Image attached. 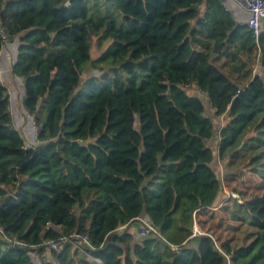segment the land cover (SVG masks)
<instances>
[{
    "label": "trees",
    "instance_id": "trees-1",
    "mask_svg": "<svg viewBox=\"0 0 264 264\" xmlns=\"http://www.w3.org/2000/svg\"><path fill=\"white\" fill-rule=\"evenodd\" d=\"M0 29L18 41L12 73L37 126L26 146L0 90V264H35L72 233L90 246L70 238L41 264H190L205 244L213 264H264V197L226 201L240 226L218 249L192 236L222 194L215 162L264 186V31L221 0H0ZM138 217L158 234L117 231Z\"/></svg>",
    "mask_w": 264,
    "mask_h": 264
},
{
    "label": "rangeland",
    "instance_id": "rangeland-1",
    "mask_svg": "<svg viewBox=\"0 0 264 264\" xmlns=\"http://www.w3.org/2000/svg\"><path fill=\"white\" fill-rule=\"evenodd\" d=\"M243 27L245 24L243 22H239ZM264 27V26H263ZM234 42L239 44V40L235 39ZM101 52L97 47V43H93V48L91 49V55L93 58L98 56ZM242 56L245 61L248 63L250 67L253 68V72L257 73L258 68L256 66L258 58L256 50L252 47L242 46L241 48ZM91 74L90 68H87L84 71V75L87 76ZM80 80H83V77H77L68 87L67 94L71 95L74 90L79 86ZM190 93V91H189ZM191 93H194L193 91ZM208 116H212L211 112L207 111ZM225 117L215 118L214 124L217 128L224 126L226 123ZM13 126V125H12ZM210 146H214V138L208 141ZM218 176L221 180L222 186V194L218 199L217 203L208 209L200 211L195 214L196 226L200 231L204 232L203 235H210L214 237L217 245L215 246L217 249L220 245L229 243L236 235V231L239 228V223L233 222L229 219L227 215V211L225 208V203L229 198H235L237 201L251 199L253 197L262 198L264 197V186L263 183L258 179L257 176L250 173L242 174L241 177H237L236 174H230L223 170V164L215 162L214 163ZM236 189V190H235ZM241 191V194H238L236 191ZM133 224L130 231L132 233H136V228ZM136 226V225H135ZM187 248H194L195 250L198 247V243L196 241H192V243L186 244ZM59 247L56 249H52L50 245H46L42 253L31 252V256L33 257V261L35 264H41L43 261L52 262V252L57 251ZM202 256L200 258H194L190 264H213L211 257L212 253L206 248V244L200 248V252ZM201 255V254H200ZM90 258V256H88ZM228 264L230 262L228 261Z\"/></svg>",
    "mask_w": 264,
    "mask_h": 264
},
{
    "label": "crops",
    "instance_id": "crops-1",
    "mask_svg": "<svg viewBox=\"0 0 264 264\" xmlns=\"http://www.w3.org/2000/svg\"><path fill=\"white\" fill-rule=\"evenodd\" d=\"M228 11L232 13L238 22H243V24L249 16L246 11L232 1L228 3ZM263 26L264 18L261 23V31H264ZM17 44L18 41L12 39L0 49V90L3 95L8 97V109L13 128L24 138L26 146H33L37 142L34 129L35 123L22 106L24 82L23 79L12 73V65L17 56ZM192 90L194 93L197 91L196 89ZM134 224L137 226V223ZM135 225L134 227H136Z\"/></svg>",
    "mask_w": 264,
    "mask_h": 264
},
{
    "label": "built area",
    "instance_id": "built-area-1",
    "mask_svg": "<svg viewBox=\"0 0 264 264\" xmlns=\"http://www.w3.org/2000/svg\"><path fill=\"white\" fill-rule=\"evenodd\" d=\"M230 1L234 2L236 5H238L241 9H243L249 14L244 26H246L252 32V34L255 37H257L261 32V23L264 18V0H221L222 8L224 9V11H228V3ZM0 32L4 43L9 42L10 40L9 34L4 29H0ZM34 129H35V133H37L36 125L34 126ZM135 221L137 223V226L135 227L136 236L144 238L158 234L157 229L152 224L145 221L144 219L138 217L135 219ZM128 230L130 231L129 225H124L117 229V231L119 232L128 231ZM203 234L204 232L200 231V229H198V227L196 226L195 213H194L192 236L203 235ZM70 238L79 239L81 243L84 244L86 247L90 246L88 238L85 235L80 236L75 233H72L70 237H61L58 240L47 241L46 245L49 244L52 249H56L58 246L60 250L63 244L67 242ZM14 245L29 248L27 244L22 242H15Z\"/></svg>",
    "mask_w": 264,
    "mask_h": 264
},
{
    "label": "water",
    "instance_id": "water-1",
    "mask_svg": "<svg viewBox=\"0 0 264 264\" xmlns=\"http://www.w3.org/2000/svg\"><path fill=\"white\" fill-rule=\"evenodd\" d=\"M79 143L82 144V141H80Z\"/></svg>",
    "mask_w": 264,
    "mask_h": 264
}]
</instances>
